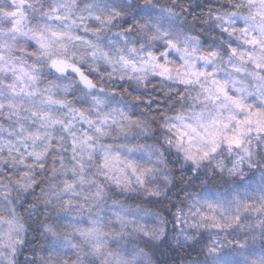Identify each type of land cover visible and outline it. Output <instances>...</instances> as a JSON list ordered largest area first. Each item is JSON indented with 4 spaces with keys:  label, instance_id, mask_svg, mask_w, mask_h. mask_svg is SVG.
I'll list each match as a JSON object with an SVG mask.
<instances>
[{
    "label": "clouds",
    "instance_id": "9594fccd",
    "mask_svg": "<svg viewBox=\"0 0 264 264\" xmlns=\"http://www.w3.org/2000/svg\"><path fill=\"white\" fill-rule=\"evenodd\" d=\"M0 264H264V0H0Z\"/></svg>",
    "mask_w": 264,
    "mask_h": 264
}]
</instances>
